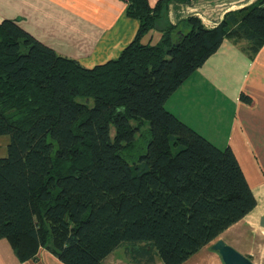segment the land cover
I'll list each match as a JSON object with an SVG mask.
<instances>
[{"label": "trees", "instance_id": "1", "mask_svg": "<svg viewBox=\"0 0 264 264\" xmlns=\"http://www.w3.org/2000/svg\"><path fill=\"white\" fill-rule=\"evenodd\" d=\"M191 1L126 0L135 37L91 69L0 21V240L20 262L47 248L62 264H102L128 247L133 264H183L256 207L232 150L164 104L225 40L259 51L264 0L214 27L193 15L163 24Z\"/></svg>", "mask_w": 264, "mask_h": 264}, {"label": "crops", "instance_id": "2", "mask_svg": "<svg viewBox=\"0 0 264 264\" xmlns=\"http://www.w3.org/2000/svg\"><path fill=\"white\" fill-rule=\"evenodd\" d=\"M157 1L148 0V3L152 7ZM255 1L230 0L239 4L234 10ZM126 9V0H0V21H15L57 55L91 69L116 59L135 37L139 22L128 17ZM228 11L231 10L223 11L216 22L203 20L205 23L212 21L215 26ZM174 12L173 6H169L163 24H174L176 18H180ZM181 12H184L183 7ZM203 25L213 27L204 22ZM241 94L248 96L250 102L240 101ZM164 107L212 144L219 148L229 147L255 198L259 192H264V45L250 56L245 41L235 44L225 40L218 51L167 99ZM8 144L9 137L0 136V159L7 156ZM262 216L257 227L264 229L260 226ZM242 220L226 231L233 227L241 229ZM241 236L230 242L239 247L241 241L239 253L251 256L252 262L259 264L253 254L241 250L249 241L247 233ZM203 249L183 264H222L216 253ZM120 250L124 248L109 256ZM127 258V263L133 264L128 255ZM0 264L62 263L47 248L38 249L34 257L20 262L10 243L0 240ZM155 264L162 263L156 260Z\"/></svg>", "mask_w": 264, "mask_h": 264}, {"label": "rangeland", "instance_id": "3", "mask_svg": "<svg viewBox=\"0 0 264 264\" xmlns=\"http://www.w3.org/2000/svg\"><path fill=\"white\" fill-rule=\"evenodd\" d=\"M191 3L192 5H187L186 7H184V12H176V16L180 17V20L184 19L187 15H193L200 18L201 21L203 19H210L213 22H216L223 11H225L226 9H230L232 11L239 5L237 4L238 2L231 3L230 0H192ZM205 20H203L202 23L204 22V24H206L207 26H213L215 24L211 23L212 21L209 23H205ZM149 39L151 45H155L159 41L160 36L155 31H150L143 38V41L146 42ZM137 142L139 147H137L136 150L139 149L142 151L145 146V141L143 139H139ZM253 220V217L248 214L247 217L241 221L242 223L239 227L241 229L236 230V228L233 227L226 232L224 231L221 234V238H219L220 236L218 238L220 240H223L224 238V243L239 252L241 241L238 242L240 244L239 247L235 246V244H232L230 241L234 238L241 239V234L247 233V238L249 241L246 242L243 247H241V250L253 254L255 261L259 264H262L264 263V229L257 227L258 223H255ZM209 246H206L203 250H206V252H208V250H210ZM127 250L128 247H125L124 250H120L117 253H114L113 255L109 256V258H107L102 264H128Z\"/></svg>", "mask_w": 264, "mask_h": 264}, {"label": "water", "instance_id": "4", "mask_svg": "<svg viewBox=\"0 0 264 264\" xmlns=\"http://www.w3.org/2000/svg\"><path fill=\"white\" fill-rule=\"evenodd\" d=\"M260 226L264 227V216L260 218ZM210 250L220 257L222 264H254L251 256L240 254L220 239L210 246Z\"/></svg>", "mask_w": 264, "mask_h": 264}, {"label": "bare ground", "instance_id": "5", "mask_svg": "<svg viewBox=\"0 0 264 264\" xmlns=\"http://www.w3.org/2000/svg\"><path fill=\"white\" fill-rule=\"evenodd\" d=\"M257 207L253 210V221L258 223V219L261 215H264V192L261 191L256 196Z\"/></svg>", "mask_w": 264, "mask_h": 264}, {"label": "built area", "instance_id": "6", "mask_svg": "<svg viewBox=\"0 0 264 264\" xmlns=\"http://www.w3.org/2000/svg\"><path fill=\"white\" fill-rule=\"evenodd\" d=\"M214 27V26H213Z\"/></svg>", "mask_w": 264, "mask_h": 264}]
</instances>
